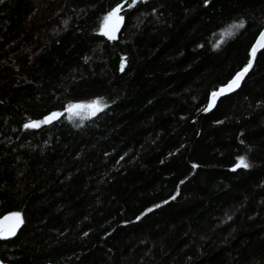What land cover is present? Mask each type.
Returning a JSON list of instances; mask_svg holds the SVG:
<instances>
[{"label": "trees", "instance_id": "1", "mask_svg": "<svg viewBox=\"0 0 264 264\" xmlns=\"http://www.w3.org/2000/svg\"><path fill=\"white\" fill-rule=\"evenodd\" d=\"M131 2L0 0V261L264 264V0Z\"/></svg>", "mask_w": 264, "mask_h": 264}, {"label": "water", "instance_id": "2", "mask_svg": "<svg viewBox=\"0 0 264 264\" xmlns=\"http://www.w3.org/2000/svg\"><path fill=\"white\" fill-rule=\"evenodd\" d=\"M264 33V28L261 30V32L259 33L258 37L256 38L252 48H251V58L253 59L258 53L259 51H261L262 49H264V46H258L257 42L260 40L261 38V34ZM256 47V51H255V55H252V51L253 48ZM243 70L239 71L238 73H241ZM237 73V74H238ZM237 74H235L226 84H224L223 86H221L219 89H217L216 91H214L213 93H217V95L213 96V93H211L207 99V104L206 107L204 109V114H210L212 113L217 104L224 98L230 97L232 95H234L235 93H237L243 82L245 81L247 75H248V71L246 73H244V75L242 76V78L238 81V85L239 86H235L233 85L231 88H229L228 86L231 84V82L236 79ZM221 89H224L223 92H221ZM8 217L7 220H5L4 218ZM0 221H3V229H4V235L3 238H0V242H6V241H10L13 238H15V236L17 235L19 229H20V225H21V221L20 218L16 215H7L4 216L2 218H0ZM13 229H14V233H13ZM0 264H3L0 261Z\"/></svg>", "mask_w": 264, "mask_h": 264}, {"label": "snow or ice", "instance_id": "3", "mask_svg": "<svg viewBox=\"0 0 264 264\" xmlns=\"http://www.w3.org/2000/svg\"><path fill=\"white\" fill-rule=\"evenodd\" d=\"M127 2H128V0H125V3H127ZM135 3H136V0H132V2L129 4V7L134 6ZM122 7H123V5H118L116 8H114L108 14V16L105 17V24H107L108 20L111 17H117L118 19H122V17H118V13L121 11ZM243 26H244L243 22H241L239 24H233V25L230 26L229 29L226 30L225 35L231 36V35H233V29H239V28H242ZM103 34L107 35V33H103ZM111 38H112V36L109 35V39H111ZM257 44H258V46H264V33L261 34V38L257 42ZM255 51H256V47L253 48V51H252V55L253 56L255 55ZM251 66H252V61L250 60L248 66L245 67L241 73L237 74L236 79H234L228 87L231 88L233 85L239 86L238 85V81L242 78L244 73H246L249 70V68H251ZM122 68H123V65H122ZM223 91H224V89H221V92H223ZM215 95H217V93H213V96H215ZM94 103H96V102H94ZM71 107H80V106L74 105V106H71ZM53 115H56V114H53ZM50 119H51V117L46 118L44 121H40V122L33 121V122H30V123L26 124L25 127L26 128L36 127L40 123H47ZM193 167L195 168L196 165H193ZM240 167H248V164L246 163L245 158H240L239 159V161H238V163L236 165V168H240ZM233 170H235V169H233ZM15 215L17 216V218L19 217V214H15ZM4 219L7 220L8 217H5ZM13 233H14V229H13ZM3 235H4L3 221H0V238H3Z\"/></svg>", "mask_w": 264, "mask_h": 264}, {"label": "rangeland", "instance_id": "4", "mask_svg": "<svg viewBox=\"0 0 264 264\" xmlns=\"http://www.w3.org/2000/svg\"><path fill=\"white\" fill-rule=\"evenodd\" d=\"M118 17H121L118 13ZM122 23V19H118L117 17H111L107 24L102 25L101 27V33H107V35L103 34L106 37L112 36L115 37L117 34L120 26ZM80 107H71V111H78L83 110L88 116L94 115L96 112L100 111L102 109V105L100 103H91V104H77Z\"/></svg>", "mask_w": 264, "mask_h": 264}]
</instances>
